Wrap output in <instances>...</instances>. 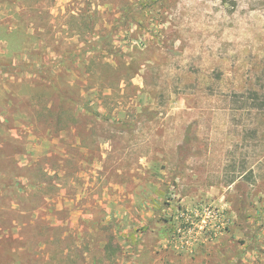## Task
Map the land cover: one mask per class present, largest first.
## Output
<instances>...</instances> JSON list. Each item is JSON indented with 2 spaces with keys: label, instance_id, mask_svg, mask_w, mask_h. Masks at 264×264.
Returning <instances> with one entry per match:
<instances>
[{
  "label": "rangeland",
  "instance_id": "rangeland-1",
  "mask_svg": "<svg viewBox=\"0 0 264 264\" xmlns=\"http://www.w3.org/2000/svg\"><path fill=\"white\" fill-rule=\"evenodd\" d=\"M0 264H264V0H0Z\"/></svg>",
  "mask_w": 264,
  "mask_h": 264
}]
</instances>
